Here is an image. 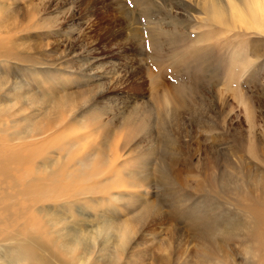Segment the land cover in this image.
<instances>
[{
	"label": "rangeland",
	"instance_id": "obj_1",
	"mask_svg": "<svg viewBox=\"0 0 264 264\" xmlns=\"http://www.w3.org/2000/svg\"><path fill=\"white\" fill-rule=\"evenodd\" d=\"M154 1L188 47L217 28L216 75L174 57L186 38L152 60L136 0H0V264H264V30Z\"/></svg>",
	"mask_w": 264,
	"mask_h": 264
},
{
	"label": "bare ground",
	"instance_id": "obj_2",
	"mask_svg": "<svg viewBox=\"0 0 264 264\" xmlns=\"http://www.w3.org/2000/svg\"><path fill=\"white\" fill-rule=\"evenodd\" d=\"M136 1H138L141 5H143L144 12H145L143 14L145 15L144 19L146 21L148 20L151 24L150 29L149 28L148 30L146 29L143 34H145L144 39H146V43L151 47L152 50L154 49L153 51L154 54H152V57H151L152 60H155V61L163 60L166 55L164 54L165 50H168V49L171 50L172 48L173 49L178 48L181 45V43H184L185 41L184 39L186 38V42L184 43L185 49L181 50L180 53L174 54V57H177L178 59L183 60L185 63L184 65L186 67H188L189 65L188 62H191V60L194 61L195 63H199V65L201 66V71H200L201 78H205L204 75H207V77H210V76L213 77L214 75H216V69H213L212 71H208L207 66L210 64L216 63L219 58L217 55L218 53L217 49L220 45L214 41V39L216 38L215 31H218L217 28H211V29H208L207 31L196 29V34H198L196 42L199 43V45L194 46L192 44L191 45L189 44L190 46L188 47L187 37L190 35V33L195 31V29L192 31H189L188 28L187 29L183 28L177 23L174 24L175 25L174 27H168V28L162 27L159 22L158 23L156 22L153 25L151 14L153 13L154 6L157 7V4L155 3V1L153 2L154 4L150 2L151 0H142V2L141 0H136ZM163 2L165 1L163 0ZM203 6L207 12L206 20L208 18H211L212 23L222 22V20L225 18L228 12L232 11V14L235 15V14H239L240 11L245 10L250 16L252 23L255 24L258 28H261L264 30V0H246L244 2L241 1V8L237 4V2L233 3L232 0H228L227 5H226L227 8L226 6H224V2L222 0H205ZM183 52L189 53L190 58L187 56L188 54L183 55ZM184 91H185V85H175L170 90L168 97H169V100L174 101L173 111L175 113H176L177 108L193 109L190 101L187 100ZM157 120H158L157 122L159 123V126L163 128L165 121H166L165 117L159 116ZM203 125L207 126L209 125V123L205 122V124ZM140 128L141 127H139L138 129ZM165 135H166V132H165ZM160 141L162 142L161 139ZM158 168H159L158 175H157L158 177H156L158 179V182L165 186L169 185L174 179L168 174V168L166 167L165 164L164 166H159ZM174 178H175V175H174ZM260 194L262 195V197H264L263 192H261ZM261 201H264V198ZM179 212L182 215V212L181 211ZM250 215H251L250 217L257 218V220H260L263 217V215L259 212V210L254 206H252V208L250 209ZM191 224L195 226L196 228H198L201 231L202 235H206L210 230H213L211 226H209L207 223L191 220ZM243 230L249 236H251L252 230H253V223L251 222L250 225H243ZM228 232L229 231H227L226 234H228ZM204 237L211 242L209 244L213 249L217 247L212 244L213 242H212L211 236H204ZM204 245L205 243H202L200 247H203ZM206 250L207 249L205 248H202L201 250L198 249L200 253ZM162 261L164 263H169V260L167 258H163Z\"/></svg>",
	"mask_w": 264,
	"mask_h": 264
}]
</instances>
